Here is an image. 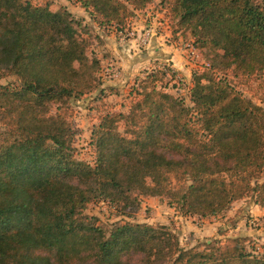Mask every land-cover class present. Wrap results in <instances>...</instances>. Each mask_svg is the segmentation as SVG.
<instances>
[{"label": "trees", "instance_id": "trees-1", "mask_svg": "<svg viewBox=\"0 0 264 264\" xmlns=\"http://www.w3.org/2000/svg\"><path fill=\"white\" fill-rule=\"evenodd\" d=\"M42 1L0 0V264H264V251L242 236L199 249L167 225L128 220L107 230L83 215L108 200L131 218L140 196L166 195L180 213L204 217L248 196L264 206V106L214 60L191 74L190 104L167 90L171 67L152 70L137 77L126 111L109 108L100 91L96 160H80L71 104L98 88L100 62L80 20ZM76 1L99 27L123 29L156 0ZM161 1L173 32L216 51L224 71L236 64L264 75V1ZM12 75L19 80L1 82Z\"/></svg>", "mask_w": 264, "mask_h": 264}, {"label": "rangeland", "instance_id": "rangeland-1", "mask_svg": "<svg viewBox=\"0 0 264 264\" xmlns=\"http://www.w3.org/2000/svg\"><path fill=\"white\" fill-rule=\"evenodd\" d=\"M34 2H43L42 0H33ZM51 9L53 11H60L62 8H67L72 15L79 19L81 25L79 30L82 32V35L89 40V49L88 54L90 57H95L100 62L99 71L105 68V65L112 63V59H115L113 54L111 53L107 43L109 40H115L116 42H125L129 40H141L143 33L142 31L150 26L154 21L157 23H162L159 25V31H163L162 33H167L165 35L166 43L182 45L187 49L186 55L188 61L191 63H187V68L184 70L172 71L174 70L170 63L165 60L153 59V64L149 66V68L142 71V74H137L133 76L131 81L124 83L123 87H126V90H122L120 87H114L117 92L112 94V99H106V104L111 109L117 110H128L129 103L131 101L130 90L138 76L144 75L146 72L152 70L162 69L164 67L170 68L168 74H166L164 78V82L167 84V90L175 95H181L186 98V103L190 104V99L188 96L189 92V83H188V75L193 74L196 70H202L203 67L210 66L212 61L214 60L218 66L220 74L225 72V76L228 81L239 91H241L245 96L251 98L252 101L262 103L261 97L264 94L263 87V74H245L242 72L241 68L236 64L231 65L226 71L223 70L225 65L220 61L216 51L209 50H199L194 46L192 36L189 34V31H180L178 33H174L173 30L175 28V20H171V9L169 8L168 1L156 0L153 3L152 15L153 17L156 15L155 12L159 13L161 16H155L156 20H146L143 22L142 26L138 27L135 23V15L127 20V23L123 27V29H118L115 25L108 27H99L94 20L90 17V15L80 6V4L76 0H48ZM264 1V0H259ZM161 13V14H160ZM158 18V19H157ZM149 19V18H148ZM152 19V17H151ZM108 35V36H105ZM105 46L103 49L102 47ZM141 48V52H145L144 46L138 47ZM193 50H191V49ZM109 50V51H107ZM219 53H222L220 51ZM112 56V57H110ZM108 59V61H106ZM169 63V64H168ZM111 66V65H109ZM116 66V65H115ZM106 69V68H105ZM170 74H174V78L172 79ZM98 88L93 90L91 93L85 95L80 100H75L72 102L73 107V118L76 125L80 128L81 132L77 135L75 146H76V154L80 160H84L90 164H94L96 160V153L94 147L90 143V135L91 130L94 124L99 122L98 117L101 114V110L99 109L100 100L97 99V96L100 94V82H102V75L98 77ZM19 80L17 76H9L1 80L2 83H7L11 81ZM192 81V75H191ZM129 84V85H128ZM110 94V92L108 91ZM100 96V95H99ZM102 102V101H101ZM106 110V109H105ZM104 110V111H105ZM1 129V125H0ZM141 198V206L139 210L134 213V216L129 218L123 214L122 209L118 207V205H114L110 203L108 200H96L87 204L84 208L83 215L93 216L100 226L105 229H110L114 223H123L128 220L148 223L152 226H160L167 225L171 229H174L179 232L182 226L180 223L174 219L175 213L173 209H169L171 205L169 204V198L165 195L154 196V203H147L146 196H140ZM254 197L248 196L244 200L237 201L232 208L231 212H234L231 217L227 219V222L235 217L237 220L235 224L228 228L226 231H230L231 235L238 234L246 239L247 249L261 253L264 251V214L261 215L259 212H251L249 209L244 208L243 206L248 204L249 206H254L253 204ZM259 205V204H258ZM261 206V205H259ZM259 209V208H258ZM227 215V214H226ZM226 217V216H225ZM241 223V224H238ZM204 223L199 222L198 225L202 226ZM232 229V231H231ZM213 239H223L218 238L215 233H211L210 235L196 236L195 232L188 231L186 235L181 233L180 241L181 244L185 247L195 246L196 248L203 249L206 247V243ZM78 264V263H75Z\"/></svg>", "mask_w": 264, "mask_h": 264}, {"label": "crops", "instance_id": "crops-1", "mask_svg": "<svg viewBox=\"0 0 264 264\" xmlns=\"http://www.w3.org/2000/svg\"><path fill=\"white\" fill-rule=\"evenodd\" d=\"M153 3L149 4L144 10L136 11L135 13L136 19L134 21L138 27L142 26L143 22H145L146 20H150L152 22V20H156L155 16H161L159 15V13L155 12L156 15L153 17L151 13L153 9L152 7ZM153 23H157V22L154 21ZM158 24L160 25L162 23H158ZM162 32L163 31H159L160 34L154 36L151 39L150 43L144 46V48L146 49L145 52H141V48H138L140 47L141 44L140 40H129L120 43L116 42L113 39L109 40L107 46L109 47L108 49H110L115 59H112L113 60L112 63L105 65V68L111 65L118 70V74L106 76L104 74L105 68L101 69V71L98 72L99 75L98 77H100L101 75L103 77L101 79L102 82H100L99 89L100 91L104 92V96H105L104 101H106L107 97L108 99L113 98L112 94H115V92H117V90L114 87L116 86L120 88L122 87L121 88L122 90H126V87H123L124 83L131 81L133 79V76H136L137 74L138 75L142 74V71H144L146 68L148 69L149 66L154 63L153 59L168 61L171 67L174 69V71L180 72V70H184L185 68H187L186 64L187 63L189 64L190 62L187 59V55H186L187 49L184 48L185 46L166 43L165 35H168V31L167 33L166 32L162 33ZM102 48L104 49L105 46H103ZM106 61H108V59H106ZM188 77H189L188 83L191 85V75H188ZM108 91L110 92V94L108 93ZM153 198L154 197H146L147 203L144 202V204L154 203L155 201ZM236 202H234L233 205ZM253 204L254 206L248 207L247 204L243 207L246 209L250 208L249 211L259 212L261 215H263L264 206H259L255 202H253ZM231 208L228 209L227 211H223L218 215L207 216V217L194 213L182 214L174 206H171L169 209L174 210L173 212L175 213L174 219L177 221V223H180V225L182 226V228H180L179 230L180 236L181 233L186 235V232L188 231H193V233L195 232L196 236L210 235L211 233L216 232V236L218 238H224L226 236H239L238 234L231 235L230 231L229 232L226 231L228 228H231L235 224V221L237 220V217H235L227 222V219L231 217V215L234 213L231 212L232 209L234 208L232 209ZM199 222H203L204 224L200 226L198 225Z\"/></svg>", "mask_w": 264, "mask_h": 264}, {"label": "built area", "instance_id": "built-area-1", "mask_svg": "<svg viewBox=\"0 0 264 264\" xmlns=\"http://www.w3.org/2000/svg\"><path fill=\"white\" fill-rule=\"evenodd\" d=\"M158 29H159V24L158 23H152L150 26L148 25V27H146V29L142 31L143 36H142V39L140 40V43H141L140 47L149 44L151 39L154 36L159 35L160 33H159ZM191 50H193V49H191ZM104 74L106 76H108V75H117L118 74V70L116 68H114L113 66H109V67H107L105 69Z\"/></svg>", "mask_w": 264, "mask_h": 264}]
</instances>
